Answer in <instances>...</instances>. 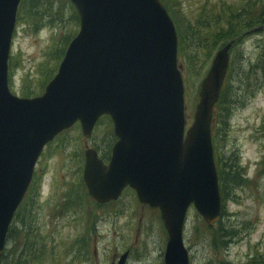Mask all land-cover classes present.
<instances>
[{
	"label": "rangeland",
	"instance_id": "374dc122",
	"mask_svg": "<svg viewBox=\"0 0 264 264\" xmlns=\"http://www.w3.org/2000/svg\"><path fill=\"white\" fill-rule=\"evenodd\" d=\"M30 1L11 42L8 87L18 97L44 92V83L56 73L79 30L69 0H50L51 6L36 0L39 17L30 14ZM170 1L187 48L185 60L180 59L186 87L185 131L194 122L201 83L215 54L231 41L223 42L226 31L219 35V29H226V13L233 15L237 26L232 39L237 41L230 47L231 70L213 120L220 217L210 226L189 208L182 229L189 264H264V30L247 34L264 27V0ZM212 33L213 38L204 40ZM186 137L185 133L184 141ZM115 140L108 118L88 138L75 125L43 150L45 158L35 166L33 198L16 213L0 264L17 262L27 235L37 240L31 263L22 254L25 264H116L124 252L125 264H164L168 236L158 209L139 204L133 190L102 204L87 193L82 180L85 151L93 148L108 159Z\"/></svg>",
	"mask_w": 264,
	"mask_h": 264
},
{
	"label": "water",
	"instance_id": "95a60500",
	"mask_svg": "<svg viewBox=\"0 0 264 264\" xmlns=\"http://www.w3.org/2000/svg\"><path fill=\"white\" fill-rule=\"evenodd\" d=\"M70 1L80 19L78 35L45 93L20 99L8 91L6 63L18 0H0V27L4 22L6 31L0 33V255L43 145L76 121L88 138L106 114L118 140L108 166L95 150L85 151L83 181L89 196L105 203L132 188L141 204L161 213L168 234L164 263L189 264L181 238L187 209L193 204L208 225L220 217L210 122L232 44L214 56L184 141L177 39L161 2ZM126 256L117 264H124Z\"/></svg>",
	"mask_w": 264,
	"mask_h": 264
},
{
	"label": "trees",
	"instance_id": "16d2710c",
	"mask_svg": "<svg viewBox=\"0 0 264 264\" xmlns=\"http://www.w3.org/2000/svg\"><path fill=\"white\" fill-rule=\"evenodd\" d=\"M162 1H163L164 5H165L167 11L170 13L172 18L174 19L175 24L177 26L178 36H179V39H180L179 40V42H180V44H179V46H180L179 55L181 54L183 56V59L185 60V55H187V48L185 46V42L183 41L181 30H180V28L178 26L179 23L177 21L176 15H175L176 13L174 11L173 5H172L170 0H162ZM26 2H27V0H24V2L22 4V8L23 9L25 7ZM45 3L48 4V6L52 5V2L50 0H45ZM39 7H40V4L38 3V1L31 0L30 1V5H29L30 14L33 15L34 17L41 16V13L39 12V9H38ZM57 15H58V13H57ZM218 17H220V16H218ZM235 21H236V19L233 17L232 14L226 13V16L224 18V22H225L224 24L226 26V29L223 30V31H221V29H219V35H221L222 37L224 36V33H223L224 31H226V33H227V36H225L227 38H224L223 42H225L227 40H231V41H234V43H236V41H237L236 39L232 40L236 36V33H237L235 31L237 29V26L234 24ZM211 38H213V33L212 34H206L204 36V40H206V41H208ZM12 63H13L12 61H10V63H9L10 70L13 69L12 68ZM231 65H232V62H231ZM231 65H230V70H231ZM45 83H44V85H45ZM44 85H43V87H44ZM23 96H25V95L23 94ZM222 97H224V87H223V91H222L221 96H220V100L223 99ZM105 119L108 120L107 117H105ZM103 120L104 119H102V120L100 119L99 122H98V125L101 124ZM36 183H37V179L35 180V182H33L27 197L22 202V205H21V208L19 209V211H22V209L25 206V204H27L28 201H30L33 198V193H34L33 189H34V185ZM27 212H28V210L26 209V211L24 212V216L22 218V222H24V217L26 216ZM36 240H37V237L36 236L32 237L31 235H27L24 238L23 243L21 244V251L17 254V262H15L14 264H25L26 263V260H22V254H24V253L27 254V258L29 260L27 263H31L32 262V259L35 256L34 255L35 250H34L33 246H34Z\"/></svg>",
	"mask_w": 264,
	"mask_h": 264
}]
</instances>
